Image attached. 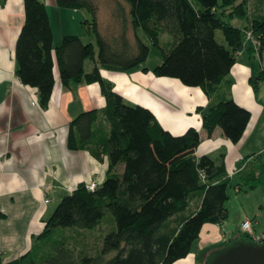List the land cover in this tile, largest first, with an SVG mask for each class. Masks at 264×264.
Listing matches in <instances>:
<instances>
[{"label":"trees","instance_id":"trees-1","mask_svg":"<svg viewBox=\"0 0 264 264\" xmlns=\"http://www.w3.org/2000/svg\"><path fill=\"white\" fill-rule=\"evenodd\" d=\"M57 1L62 7L85 8L92 14L88 26L96 41L66 35L56 45L46 4L25 0L26 19L16 46L17 75L23 84L38 89L43 108L49 106L54 91L56 63L67 87L100 83L106 106L77 115L70 124L68 143L71 149L89 150L98 159L107 155V178L94 190L82 183L63 197L34 250L7 263L0 252V264H174L190 254L206 223L223 224L228 219V191L234 185L225 154L198 156L200 130L191 127L184 134H172L151 109L127 102L102 69L127 72L145 64L151 47L139 36L142 30L163 56L153 72L202 88L210 98L199 108L204 128L211 135L221 127L237 143L251 112L228 95L233 83L228 76L247 46L246 31L252 30L264 47V14L252 16L250 0H117L115 15L123 30L107 36L100 30L95 0ZM235 18L249 20V28L235 26ZM130 27L135 31L133 39ZM247 47L250 81L257 91L264 70L254 61L253 43L248 41ZM88 60L93 63L90 71ZM100 116L109 123L107 132L96 131ZM263 171L246 177L250 188L261 185ZM107 211L112 212L116 228L105 235L97 255L77 252L56 237L60 227H98ZM239 239L253 241L249 233L240 232L212 251Z\"/></svg>","mask_w":264,"mask_h":264},{"label":"crops","instance_id":"crops-1","mask_svg":"<svg viewBox=\"0 0 264 264\" xmlns=\"http://www.w3.org/2000/svg\"><path fill=\"white\" fill-rule=\"evenodd\" d=\"M41 1L48 8L56 45L66 35L80 36L85 42L93 40L88 26L93 16L88 10L62 7L57 0ZM256 9L252 16L264 14V4ZM25 19V0L0 1V252L6 263L33 251L42 241L39 237L47 220L63 197L82 183L104 181L109 168L107 155L98 159L89 150L71 149L68 143L70 124L77 115L106 106L100 83H73L67 87L56 63L54 91L49 106L43 108L38 89L23 84L18 77L16 46ZM98 21L104 35L123 30L115 14L107 19L99 14ZM232 23L244 30L250 24L241 18ZM128 33L132 39L135 37L132 27ZM142 33L138 30L143 39ZM247 46L238 54L228 76L233 80L228 95L251 112L248 127L237 143L225 136L221 127L211 135L204 128L199 108L209 104L210 98L202 88L157 76L154 67L145 64L127 72L102 69V74L114 82L115 90L127 102L151 109L172 134H184L191 127L200 130L202 142L197 155L218 157L224 153L233 187L240 192L249 187L246 177L258 175L264 168V81L256 91L250 81L252 60ZM254 61L264 70V47L255 50ZM87 62L86 70L90 71L93 63L88 67ZM145 66L149 70H144ZM103 130H109V123L100 116L96 131ZM260 186L264 188V177ZM224 224L206 223L190 254L174 264H205L216 246L240 233H227ZM33 255L39 258V254Z\"/></svg>","mask_w":264,"mask_h":264},{"label":"rangeland","instance_id":"rangeland-1","mask_svg":"<svg viewBox=\"0 0 264 264\" xmlns=\"http://www.w3.org/2000/svg\"><path fill=\"white\" fill-rule=\"evenodd\" d=\"M95 2L99 7L98 13L104 18L107 19L110 15L117 14V0H95ZM261 4H264V0H253L248 6L251 14L252 12H257L256 7L258 8ZM86 10L87 9H85V12H87ZM109 29L110 27L107 25L106 31H109ZM91 36L93 39L92 41L95 42L97 38L92 30ZM142 36L145 42L151 47L150 55L145 65L156 67L163 62L162 53L157 47L151 44L144 33H142ZM166 36L167 35L163 36V41H165ZM218 38L221 41L224 40L221 30L218 31ZM90 62L91 61L88 60V67H90ZM228 192L230 196L227 202L229 216L224 224V229L227 233H230V230L236 233L243 232L242 223L246 218H249L253 222V233L255 236L264 235V188L261 186L256 188L248 187L239 192L233 186H230ZM115 228V218L111 211H107L102 223L94 229L60 227L56 229L55 234L57 238L65 239V243H70L73 248H76L77 252L97 255L103 246L105 235ZM84 243H86L85 246Z\"/></svg>","mask_w":264,"mask_h":264},{"label":"water","instance_id":"water-1","mask_svg":"<svg viewBox=\"0 0 264 264\" xmlns=\"http://www.w3.org/2000/svg\"><path fill=\"white\" fill-rule=\"evenodd\" d=\"M205 264H264V242L239 239L212 251Z\"/></svg>","mask_w":264,"mask_h":264},{"label":"built area","instance_id":"built-area-1","mask_svg":"<svg viewBox=\"0 0 264 264\" xmlns=\"http://www.w3.org/2000/svg\"><path fill=\"white\" fill-rule=\"evenodd\" d=\"M246 40L253 43L255 50L260 49V46H261L260 40H259V38L256 37V35L254 34V32L252 30L247 31ZM35 104H36V102H35ZM100 182H101L100 179L93 180V181L87 183V188L89 190H94L99 186ZM47 201H49V200H47ZM242 230L245 233H249L254 241L264 242V241H262L264 239V235H262V236L256 235L255 236V234L253 233V222H252V220L246 219L242 223Z\"/></svg>","mask_w":264,"mask_h":264},{"label":"flooded vegetation","instance_id":"flooded-vegetation-1","mask_svg":"<svg viewBox=\"0 0 264 264\" xmlns=\"http://www.w3.org/2000/svg\"><path fill=\"white\" fill-rule=\"evenodd\" d=\"M262 241H264V239Z\"/></svg>","mask_w":264,"mask_h":264}]
</instances>
